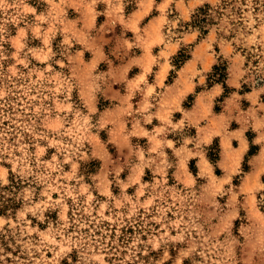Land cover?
I'll use <instances>...</instances> for the list:
<instances>
[{
    "label": "rangeland",
    "instance_id": "rangeland-1",
    "mask_svg": "<svg viewBox=\"0 0 264 264\" xmlns=\"http://www.w3.org/2000/svg\"><path fill=\"white\" fill-rule=\"evenodd\" d=\"M223 1L0 0V264H264V0Z\"/></svg>",
    "mask_w": 264,
    "mask_h": 264
},
{
    "label": "trees",
    "instance_id": "trees-1",
    "mask_svg": "<svg viewBox=\"0 0 264 264\" xmlns=\"http://www.w3.org/2000/svg\"><path fill=\"white\" fill-rule=\"evenodd\" d=\"M231 2H233V0H226L223 1L222 4L217 5L216 7H212L209 4H204L202 7L198 8V10L196 11V13L192 16L194 17V24H196V26L200 27V31L202 33H205L206 30L204 29V25L208 24V23H212L214 18L216 16H220V14H222V10L225 9L228 5L231 4ZM182 60L181 62H184L186 59H188L189 57L186 55H182ZM218 67H214V69L217 70ZM251 148H255L254 146H251ZM251 150L249 151L248 154H251Z\"/></svg>",
    "mask_w": 264,
    "mask_h": 264
}]
</instances>
